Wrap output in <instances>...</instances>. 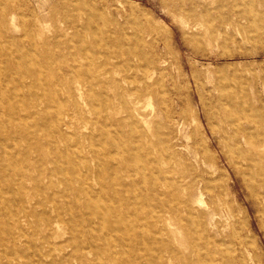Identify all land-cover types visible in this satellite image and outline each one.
<instances>
[{
	"label": "rangeland",
	"instance_id": "1",
	"mask_svg": "<svg viewBox=\"0 0 264 264\" xmlns=\"http://www.w3.org/2000/svg\"><path fill=\"white\" fill-rule=\"evenodd\" d=\"M0 264H264V0H0Z\"/></svg>",
	"mask_w": 264,
	"mask_h": 264
},
{
	"label": "bare ground",
	"instance_id": "2",
	"mask_svg": "<svg viewBox=\"0 0 264 264\" xmlns=\"http://www.w3.org/2000/svg\"><path fill=\"white\" fill-rule=\"evenodd\" d=\"M61 144H63L64 145V148H65V150L66 151H71V152H73V154H74V156L76 157V158H79V160L80 161H87L86 160V156L84 155V153H83V147L81 146V144L77 141V140H73V142H70V140H69V138L67 139V138H65L64 136L63 137H61V142H60ZM141 146V145H140ZM88 149H89V152L90 153H94L95 152V148H94V145H93V143L92 142H89L88 143ZM156 147V146H155ZM160 148V147H159ZM133 149V148H132ZM146 150V149H145ZM152 151V150H151ZM161 155V154H160ZM151 158V157H150ZM147 162H149L148 160H147ZM153 162V161H152ZM52 163V165L54 166V167H56V166H58V164H59V161H52L51 162ZM147 164V163H146ZM148 165V164H147ZM144 168H146V167H144ZM87 173V172H86ZM66 180V179H65ZM64 180V181H65ZM66 182V181H65ZM123 186V185H122ZM17 189V188H16ZM16 192V191H15ZM135 193V192H134ZM12 194H14V193H12ZM137 196V195H136ZM23 200H24V198H23ZM37 202V201H36ZM13 203V202H12ZM199 205V204H198ZM26 208H27V206H26ZM55 208V207H54ZM42 209V208H41ZM96 209V208H95ZM4 210V209H3ZM106 210V209H105ZM104 210V211H105ZM20 212V211H19ZM37 214V213H36ZM88 216V215H87ZM99 216V215H98ZM18 217H19V215H18ZM100 217V216H99ZM128 217V216H127ZM101 218V217H100ZM117 218V217H116ZM115 218V219H116ZM31 219V218H30ZM43 220H44V218H43ZM16 221V220H15ZM28 221V220H27ZM44 221H46V220H44ZM51 222V221H50ZM113 222V221H112ZM75 224V223H74ZM99 224V223H98ZM48 225V224H47ZM89 225V224H88ZM100 228V227H99ZM99 228H97L98 230H99ZM12 229V228H11ZM15 229V228H14ZM16 230V229H15ZM14 230V231H15ZM100 231V230H99ZM39 232V231H38ZM12 237V236H11ZM10 237V238H11ZM49 248H51V247H49ZM51 250V249H50Z\"/></svg>",
	"mask_w": 264,
	"mask_h": 264
}]
</instances>
